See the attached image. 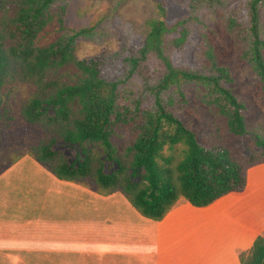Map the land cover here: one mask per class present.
<instances>
[{
	"label": "trees",
	"instance_id": "trees-1",
	"mask_svg": "<svg viewBox=\"0 0 264 264\" xmlns=\"http://www.w3.org/2000/svg\"><path fill=\"white\" fill-rule=\"evenodd\" d=\"M70 2L0 0V145L14 119L3 89L28 84L34 93L23 116L45 133L30 154L61 180H94L101 194L122 192L154 220L164 218L182 197L201 207L243 191L248 169L264 162V136L249 129L247 101L233 92L236 80L231 68L219 61L205 15L227 9L226 29L242 41V57L264 89V0H184L187 14L172 22L159 1L142 45L123 55L89 59L78 57L77 44L95 36L98 25L68 28ZM55 19L64 33L40 45V33ZM193 47L198 63L186 58ZM67 65L78 70L74 83L55 77ZM191 85L202 90L203 100L226 119L230 132L252 137L259 154L240 157L223 145L201 143L180 115ZM129 124L138 136L128 148L132 159L127 166L117 156L114 136ZM90 144L104 149L109 169ZM63 148L76 150L75 158ZM242 262L264 264V236Z\"/></svg>",
	"mask_w": 264,
	"mask_h": 264
},
{
	"label": "rangeland",
	"instance_id": "rangeland-1",
	"mask_svg": "<svg viewBox=\"0 0 264 264\" xmlns=\"http://www.w3.org/2000/svg\"><path fill=\"white\" fill-rule=\"evenodd\" d=\"M159 1L164 2L168 8L169 22L187 14L184 0H71L65 17V25L68 28L98 25L95 36L78 41V57L89 59L99 55L107 56L116 52H121L123 55L134 51L145 42L149 32L148 21L157 17ZM226 12L227 9L219 8L214 13H207L206 31L219 61L231 68L236 80L232 85L233 92L247 101L250 131L264 136L263 83L242 57V41L226 29L224 22ZM63 33L59 21L55 19L40 33L38 42L40 45L50 44ZM196 51V47L191 49L186 57L188 61L198 63L194 60ZM55 77L67 83H74L78 78V70L74 65H67L58 69ZM11 88L10 85L3 89V95L9 96L8 100L12 104L11 113L14 119L0 145V170L20 156H24L23 154H30L32 148L45 138L43 128L28 123L23 116L24 106L32 97L34 87L20 84ZM186 89L189 102L180 110V115L185 123L198 133L201 143L206 146L223 145L240 157H246L251 153L259 154L260 149L250 135L239 137L230 132L226 119L216 108L203 100L202 90L199 87L191 85ZM137 136L138 131L132 124L120 127L114 136L117 156L127 166L132 159L128 154V148ZM90 146L94 147L96 157L103 160L105 168L109 169L111 166L106 160L104 149L100 145L90 144ZM63 150L70 159L75 158L76 150L69 148ZM28 161L36 167L40 166L35 160L28 159ZM116 167L117 165L114 164L113 168ZM32 168L29 167L24 173H19L17 177L20 178L14 179L11 185H0V202L8 205L7 215H0V233L8 232L14 236L33 234L39 231L38 220L47 217L46 215H54L55 218L81 219L91 212V206H88L87 211L86 201H81V197L74 195L73 186L71 198L70 188H65L68 193L60 195L59 198L57 193L53 191L49 193V189H57L55 182L58 183L59 179L52 173H47L46 177H38ZM50 175L52 180L49 179ZM21 177H24L23 180ZM77 185L93 188L95 196L98 193L99 186L94 180ZM0 264H5L4 258L0 257Z\"/></svg>",
	"mask_w": 264,
	"mask_h": 264
},
{
	"label": "crops",
	"instance_id": "crops-1",
	"mask_svg": "<svg viewBox=\"0 0 264 264\" xmlns=\"http://www.w3.org/2000/svg\"><path fill=\"white\" fill-rule=\"evenodd\" d=\"M23 155L0 170V185H11L29 167L38 177L52 173L31 154ZM55 184L49 193L60 198L70 188L71 198L73 186L91 212L81 219L46 215L33 234L0 233L5 264H243V256L264 236V162L248 169L243 191L201 207L182 197L161 220L142 215L122 192L97 190L95 196L93 188L77 182L59 179ZM7 209L0 202L1 216Z\"/></svg>",
	"mask_w": 264,
	"mask_h": 264
}]
</instances>
